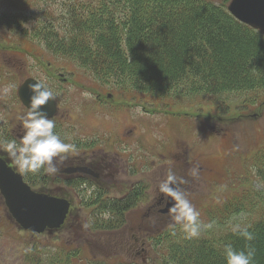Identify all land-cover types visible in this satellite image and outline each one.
I'll return each mask as SVG.
<instances>
[{"label": "rangeland", "instance_id": "1", "mask_svg": "<svg viewBox=\"0 0 264 264\" xmlns=\"http://www.w3.org/2000/svg\"><path fill=\"white\" fill-rule=\"evenodd\" d=\"M72 1L0 0V13L17 14L21 11L26 17L24 22L26 33L23 29L20 32L18 28H6L0 24V120L2 121L5 115L14 120L20 110L19 104L14 100V86L27 76L37 78L40 82L52 86L47 72L54 75V70L58 71L61 77L70 78L67 83L56 81V85H59L58 92L61 93L60 98L64 103L63 107L68 102L69 104L74 102L72 108L76 111L78 104L85 100H89L93 107V103H97L94 96L100 94V98L97 97V100L100 99L98 103L102 102L101 99L106 103L104 105L101 103V107L99 106L94 112H97V116L106 118L108 115L104 114L105 109L114 107V109L128 111L125 118L122 115L124 111L117 112L120 114L121 123L124 124L125 121L134 123L135 118L137 119L141 127L138 133L136 130L132 134V143L121 141L117 144H121L120 151L127 164L115 157L114 153H106V151L105 153L98 152L97 158L110 161L121 173L125 170L131 173L134 172L130 161L133 149L139 148L144 155L150 152L152 154L150 161H155L153 167L148 173L140 172L134 175L133 179L144 180L146 184H149L150 198L148 202L125 212V224L116 230H100L97 222L92 224V219L88 217L84 207L75 206L73 203L69 221L61 230L41 234L19 230L0 199V264H46V253L55 252L57 248L64 245L65 241L76 242L83 246V252L81 250L80 253L83 259H104L106 257L110 264L116 261L124 262L132 256V250H130L132 246L140 248L142 237L136 229L139 225L150 229V237L144 243V247L148 248L147 255H145L147 261L150 264L165 263L167 256L165 258L164 256L167 251L165 254L160 252V249L166 250L162 242L164 238L162 232H175V228H180V226H173L174 222L168 211L155 214L150 219L144 216V212L151 206L159 192L160 181L165 179L170 169L167 163L173 160L170 150L172 152L177 150L178 140L188 146L189 158H196L198 164L205 168H202V176L199 180L186 184L187 190H190L186 195L200 213V233L211 236L222 227L233 232L234 224L247 227L252 221L256 222L261 219L264 215V199L261 205L251 204L246 200L238 203L232 200V204L229 202L225 205L222 203L242 190L244 186L242 180L249 176L248 172L251 170L255 172V168H252L254 153L264 145V88L229 91L224 94L199 92L182 95L172 99L174 103L168 111L170 115L165 114L163 101L137 92L134 94L137 93L140 96L135 99L130 96V90L119 88L116 84L105 85L98 82L90 72L77 67L70 59L53 57L43 42L34 36L37 24L41 21H48L57 27L60 17L65 13V7ZM212 1L218 4L223 0ZM93 3L95 4L96 0ZM6 87L9 89L8 92L4 91ZM83 91L85 93H82ZM218 104L223 106L226 114L219 113ZM83 111L82 114L73 113V125L70 126L72 133L78 129L80 124L79 133H85L88 130L87 133H90L91 138H97V143L98 135L105 136L109 140L115 139L116 134L99 127L96 130L95 125L101 121L100 118L92 119L86 128L89 112ZM237 113H242V117L237 119L235 117ZM201 117L204 118L203 121ZM230 117L233 119H228ZM84 118L86 122H83ZM101 122L106 125L105 121ZM58 123L55 122V128ZM115 123L120 127L117 121ZM212 123L214 126L210 125ZM59 126V128H66L64 123ZM65 136L71 135L65 134ZM95 154L96 152L91 155L95 156ZM188 155L183 154L180 162L183 163ZM121 173L117 177L123 179ZM252 182L254 192L258 196L262 195L263 184L255 177L252 178ZM113 186L120 190L117 184L113 183ZM76 200L78 198L74 196V201ZM89 209L91 207L87 208ZM8 219L12 220V224ZM210 222H214L212 228L204 227ZM165 225H167L166 229L161 232ZM218 234L219 232L214 236ZM49 245L57 248L46 247ZM30 247H35L38 251V260L34 261L35 256ZM166 264L175 263L167 262Z\"/></svg>", "mask_w": 264, "mask_h": 264}, {"label": "trees", "instance_id": "2", "mask_svg": "<svg viewBox=\"0 0 264 264\" xmlns=\"http://www.w3.org/2000/svg\"><path fill=\"white\" fill-rule=\"evenodd\" d=\"M93 1L73 0L65 7L57 27L41 21L34 36L53 57L70 59L98 82L159 99L165 110L172 107V99L190 93L224 94L264 88V32L233 17L226 8L229 0L218 4L211 0ZM25 18L21 11L1 12L0 24L26 33ZM217 108L225 113L221 104ZM252 168L255 172L251 170L244 178L242 190L222 204H232V200L262 204L264 191L260 189L259 196L254 192L252 178L264 186V146L255 153ZM143 190L138 183L123 198L102 199V191L97 188L91 195L74 189L79 195L77 205L86 209L94 206L90 212L92 224L97 222L100 230L125 224V212L143 198ZM247 229L253 234L251 241L224 227L211 236L202 232L192 239H186L179 227L175 232L161 230L166 250L160 252L167 251V260L160 264H226L223 247L228 243L236 250L250 246L255 250L253 264H264V215ZM30 249L34 261L38 260V251ZM142 249L139 255L132 251L129 260L112 264H150L147 258L142 260ZM80 253V244L72 247L65 241L55 252L46 253V264H110L106 257L83 259Z\"/></svg>", "mask_w": 264, "mask_h": 264}, {"label": "flooded vegetation", "instance_id": "3", "mask_svg": "<svg viewBox=\"0 0 264 264\" xmlns=\"http://www.w3.org/2000/svg\"><path fill=\"white\" fill-rule=\"evenodd\" d=\"M54 72H55L54 75L49 74L47 72V77L49 78V81L53 84L52 86L40 82L39 79L37 78L35 79L38 82L43 83L45 86L49 87L56 94V99L54 100L56 103L55 110L53 115L49 118L56 123L59 122L57 128H54V132L58 134L61 137V139L64 140V142L74 144L75 150L70 153L63 154L66 156V159L62 163L57 164L59 171L56 172L55 174H47L43 170L35 174L33 173L23 174L20 173L14 167L12 161L7 157L6 153H0V157L3 158L4 161L7 163V165L11 166L12 169H14V171L19 172L22 175L23 180L26 183H28L30 187L42 192L44 191L54 196L64 197L70 200L71 202L72 200L74 201V196L77 198L79 197V195L74 191L75 188H77V190H81V191L85 190L90 192L92 188L96 187L97 189L102 191L103 194L102 199H105L107 197L123 198L127 195L128 190L132 189L138 183L140 184L142 183L144 187L143 196L145 197L141 199L135 205V207L148 202L150 198V193L148 189L149 184H146L144 180H140V179L133 180V179L135 177L134 175H138L140 172L148 173L150 169L153 167L154 165L153 163L155 161L154 160L150 161L152 157V154L150 152L147 155H144L141 151H139V148L133 149L132 153L130 154L131 157L130 161H131V166L134 169V172L131 173H129L126 170L125 172L121 173V171L118 168L114 167V165H112L110 161H107L104 158H97L99 156L98 152L106 151V153H114L115 157H117L123 163L127 164L126 159L123 157L120 151L121 144L119 145L117 144L120 143L121 141L122 142L127 141L128 143H132L133 141L132 134H134L136 130L138 133V130L141 127L137 119L135 118L134 123H131L129 121H125L124 124L121 123L119 120L120 114L117 112L119 111L122 112L124 111V109H114V107H108L105 109L104 114L108 115L106 118L97 116V112L96 113L94 112L98 109L101 103L102 105L106 103V101L102 99H101L102 102L98 103L100 99L97 100V97L100 98L99 96L100 94L94 96L97 103L92 102L93 107L90 105L89 100H85L82 97L81 98L84 99L85 101L78 104V108L76 111H74L72 108L74 102H72L71 104H69L68 102L66 106L63 107L64 103L60 98L61 93L58 92L59 85H56V81L60 80L62 82L67 83L68 81H70V78L61 77L60 73L56 70H54ZM20 83L14 86V93H13L15 97L14 100L17 101V103L19 104L18 106L20 110L18 111V114L14 120H12L11 118H7L6 115L4 116V118H2V121L0 120L1 121L0 141L11 140V139H16L18 141L20 139V136L22 135L23 130L21 127V122L19 120V117L24 113H26L29 109L20 101V99L17 96V89ZM82 93L85 92L83 91ZM130 96L137 98V95L135 94L132 95V92ZM83 110L89 112L87 114L89 120L87 119L88 122L86 128L90 125L92 119L100 118L101 121L106 122V125H104V123L100 121L95 125L96 130H98L99 127L110 133L116 134L115 139L111 138L109 140L105 136L98 135V143H97L96 142L97 138L95 139L91 138L90 133H87L88 130L85 131V133L84 132L79 133L80 132L79 128L81 127L80 124L78 125V129H76V131L72 133L70 130V126L73 125V119H74V117L72 118V115L75 112L78 114H82L84 112ZM127 112L128 111L122 112L124 118L126 117ZM115 121H117L118 124H120V127H118ZM83 122H86V118H84ZM63 123L65 124L66 128L64 127L59 128L60 127L59 125ZM82 130L84 131V129ZM65 134H69L71 136H65ZM187 147H188L187 145L182 144V141L178 140L177 150H175V152H172L170 150V154L173 156V160L167 163L170 166V169L174 171L177 176L183 177L184 180L186 181L184 184L179 185V187L188 195L190 190H187L188 188L186 186L187 182L199 180L200 177L202 176L201 170L205 168H203L201 165L198 164L196 158H189L188 155L189 148ZM95 152H96L95 156H92L91 154ZM183 154H187L188 157H186L184 162L181 163L180 160L181 158H183ZM193 168L196 169L197 174L195 176L190 175ZM120 173L123 179L117 177V175ZM113 183L117 184L120 190L116 189L113 186ZM49 187H53V188H49ZM190 195L192 194L190 193ZM0 199L1 202H3L1 195H0ZM166 199L167 198L164 197L163 194H160L158 192L151 206H149L144 212V216L150 219L155 214L162 213ZM77 202L78 200H76V203ZM136 229H138L137 233H139L143 239L146 235V232L150 231L149 228H145L142 225H139ZM134 249L135 247L132 249V251ZM136 254H139V251H137Z\"/></svg>", "mask_w": 264, "mask_h": 264}, {"label": "clouds", "instance_id": "4", "mask_svg": "<svg viewBox=\"0 0 264 264\" xmlns=\"http://www.w3.org/2000/svg\"><path fill=\"white\" fill-rule=\"evenodd\" d=\"M4 91L8 92L9 89L6 87ZM31 92L29 110L19 117L23 130L20 139L0 141V153H6L20 173L35 174L43 170L47 174H55L59 171L57 164L66 159L63 154L74 151L75 145L64 142L54 132L55 122L41 107L46 105L50 99L55 100L56 94L43 83L32 84ZM196 174V169L193 168L190 175L195 176ZM185 182L183 177L177 176L169 169L165 179L160 181L158 190L164 197L171 198L173 201L167 209L174 222L173 226L179 225L185 238L192 239L199 237L201 232L200 213L179 187ZM213 224L214 222H210L204 227L210 229ZM232 231L247 241L254 238L247 227H241L240 224H234ZM254 251L250 246L247 250H236L230 243L223 247L226 264H253Z\"/></svg>", "mask_w": 264, "mask_h": 264}, {"label": "water", "instance_id": "5", "mask_svg": "<svg viewBox=\"0 0 264 264\" xmlns=\"http://www.w3.org/2000/svg\"><path fill=\"white\" fill-rule=\"evenodd\" d=\"M227 10L240 22L264 32V0H230ZM39 83L32 77L26 78L18 87V97L29 109L31 85ZM49 100L42 109L51 117L56 104ZM0 193L6 209L19 228L41 233L46 229L59 228L68 214L69 202L63 197L48 195L32 189L20 173L15 172L0 157ZM173 203L167 198L165 209Z\"/></svg>", "mask_w": 264, "mask_h": 264}]
</instances>
